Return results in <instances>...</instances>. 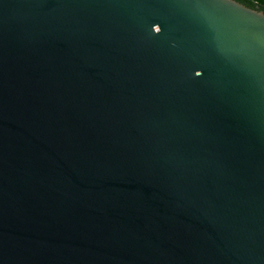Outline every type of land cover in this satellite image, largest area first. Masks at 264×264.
Listing matches in <instances>:
<instances>
[{
	"label": "water",
	"instance_id": "water-1",
	"mask_svg": "<svg viewBox=\"0 0 264 264\" xmlns=\"http://www.w3.org/2000/svg\"><path fill=\"white\" fill-rule=\"evenodd\" d=\"M0 264H264V13L0 0Z\"/></svg>",
	"mask_w": 264,
	"mask_h": 264
},
{
	"label": "trees",
	"instance_id": "trees-1",
	"mask_svg": "<svg viewBox=\"0 0 264 264\" xmlns=\"http://www.w3.org/2000/svg\"><path fill=\"white\" fill-rule=\"evenodd\" d=\"M248 8L264 13V0H234Z\"/></svg>",
	"mask_w": 264,
	"mask_h": 264
}]
</instances>
